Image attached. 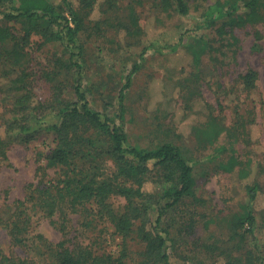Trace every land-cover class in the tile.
<instances>
[{"label":"rangeland","instance_id":"rangeland-1","mask_svg":"<svg viewBox=\"0 0 264 264\" xmlns=\"http://www.w3.org/2000/svg\"><path fill=\"white\" fill-rule=\"evenodd\" d=\"M216 1L228 4L242 0H188L189 14L185 17L166 13L159 0H118L116 10H106L100 16L98 6L103 0H99L90 18L101 19V29H88L80 35L79 49L46 41L40 35L32 38L28 49L30 89L38 100L48 103L55 88L72 98L74 71L56 64L57 60L68 62L72 52L74 62L81 66L83 87L92 109L108 116L115 112L116 96L125 76L133 66L140 65L124 100L129 144L145 150L168 142L178 146L192 166L195 195L201 202L184 204V217L192 219L194 230L187 237L181 235L182 239L174 237L175 243L169 249L173 264H225L222 252L230 220L247 206L254 210L257 225L253 235L247 237L244 250L262 253L264 245V187L253 207L246 196L247 186L259 181L264 185V27L235 30L222 40L213 29L201 30L198 34L204 40L197 41L193 37L197 33L195 23L202 21L206 7ZM130 6L137 27L131 25ZM4 9L0 6V12ZM0 24L21 34L20 25L4 21L1 14ZM88 26L93 29V25ZM180 36L200 59V83L185 88L182 83L190 71V56L182 49L176 53L158 49L159 45L177 43ZM151 44L155 49L147 50L141 62V53ZM249 70L257 74L252 104L240 92V76ZM11 100L9 93L0 91V125L13 118L8 110ZM247 107H253L257 114L251 131L253 145L248 149L225 133L232 127L236 113H244ZM53 138L52 133L44 132L29 138L15 133L7 138V161L0 166V257L16 264H53L56 244L65 239L59 230L62 224L66 226L68 246H81L95 257L118 255L121 241L111 224L97 215L94 205L76 213L62 209L53 218L34 214L28 232L19 239L11 237L15 202L22 200L27 186L36 182V155L46 153ZM100 141L102 146L104 139ZM235 160H250L246 179L238 177ZM99 162L104 174L114 172L107 157L102 155ZM48 175L53 178L55 171L50 170ZM146 188L151 191L153 186ZM107 203L116 213L123 210L124 201L119 197H111ZM142 249L135 238L128 241L132 264L139 262ZM262 261L264 264V258Z\"/></svg>","mask_w":264,"mask_h":264},{"label":"trees","instance_id":"trees-1","mask_svg":"<svg viewBox=\"0 0 264 264\" xmlns=\"http://www.w3.org/2000/svg\"><path fill=\"white\" fill-rule=\"evenodd\" d=\"M117 1L103 0L98 6L100 16L106 10H116ZM197 1L205 3L208 0ZM98 2L0 0V6L5 8L0 12L3 20L19 24L21 33L17 35L0 24V91L11 95L8 110L13 115L11 122L0 125V166L7 161L9 136L17 133L29 138L43 132L54 135L52 147L46 153L36 155V182L27 186L22 200L15 202L10 235L14 239L23 237L34 214L41 213L53 218L62 209L76 213L94 205L97 215L111 224L115 236L121 241L118 255L95 257L81 246H68L66 226L62 224L59 230L65 239L56 244L53 264H132L128 241L133 238L143 246L137 264H173L169 249L175 243L174 237H187L194 230L192 219L184 217V204L201 202L195 195L192 166L178 146L168 142L145 150L129 144L125 130L124 100L131 77L140 65L133 66L125 76L112 116L92 109L83 87L81 66L74 62L72 52L68 62L56 61L59 68L74 71L72 98H66L60 88H55L49 102L45 103L38 100L30 89L28 49L32 38L40 35L46 41L55 40L67 48L79 49L77 43L80 35L88 32V29L93 32L101 29V19L92 21L90 18ZM159 2L166 13L171 11L181 17L189 14L188 0ZM128 11L131 25L137 27L133 8L130 6ZM236 13L241 15L236 16ZM90 24L93 29L88 26ZM257 26L264 27V0H242L228 4L216 1L206 7L202 21L195 23L194 32L197 33L193 37L202 42L204 38L198 31L213 29L218 39L222 40L227 33L232 35L235 30ZM53 29L55 32H51ZM153 45L143 50L141 62L147 50L155 49ZM158 49L169 50L170 53L184 50L191 62L182 87L200 83V59L183 42V36L179 37L177 43L159 45ZM256 81L257 74L252 70L240 76V92L245 101H255ZM259 104L263 106L261 100ZM256 117L253 107H247L244 113H236L232 127L225 130L226 136L229 134L245 148H250ZM103 139L104 144L100 146ZM102 155L111 161L113 173L106 175L101 170L99 159ZM235 161L238 177L246 179L250 174V160ZM50 170L55 171L53 178L48 175ZM147 185L153 186V189L148 191ZM263 187L260 181L246 187L248 205L254 206ZM111 197L123 199L124 207L120 213L114 212L107 203ZM242 209V214L230 220L229 236L222 252L225 264H263L264 245L261 247L262 253L256 249L244 250L246 239L253 235L257 221L254 210L250 211L248 206ZM177 213L179 215L175 222ZM202 247L209 249L208 246ZM0 264L16 263L2 256Z\"/></svg>","mask_w":264,"mask_h":264}]
</instances>
